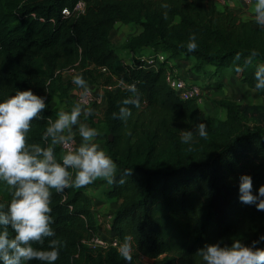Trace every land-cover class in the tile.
I'll use <instances>...</instances> for the list:
<instances>
[{
	"label": "trees",
	"instance_id": "16d2710c",
	"mask_svg": "<svg viewBox=\"0 0 264 264\" xmlns=\"http://www.w3.org/2000/svg\"><path fill=\"white\" fill-rule=\"evenodd\" d=\"M79 1L86 3L83 12L74 11ZM116 22L141 27L127 48L152 47L171 60L193 57L198 70L208 65L214 73L230 70L264 97V89L255 88V72L264 64V26L242 19L231 5L220 8L215 0H0V97L31 88L47 105L32 121L28 142L50 143L44 131L59 112L50 103L69 96L74 79L66 81L63 74L74 70L86 83L105 87L104 135L117 165L116 181L131 171L124 184L114 181L106 191L122 200L109 233L128 243L131 262L117 248L89 249L87 241L99 232L95 203L83 186L52 190V227L62 241L55 264H141L142 256L153 258V264H201L196 252L206 243L230 246L240 239L250 245L264 234V211L240 201L239 177L250 174L254 192L264 185V125L246 119L247 107L264 104L222 98L216 105L226 117L202 118L203 103L178 96L166 81V66L155 71L144 69L140 59L121 63L110 40ZM193 36L197 48L189 51ZM201 121L208 135L182 143L179 131L194 130ZM55 152L60 159V145ZM10 200L8 186L0 203Z\"/></svg>",
	"mask_w": 264,
	"mask_h": 264
},
{
	"label": "clouds",
	"instance_id": "9594fccd",
	"mask_svg": "<svg viewBox=\"0 0 264 264\" xmlns=\"http://www.w3.org/2000/svg\"><path fill=\"white\" fill-rule=\"evenodd\" d=\"M253 11L256 22L264 26V0H255ZM187 47L189 51L197 48L195 36ZM255 77V88L264 89V64L258 65ZM74 83L87 92L82 76H75ZM134 89L135 85H131L130 90ZM46 107L45 97L31 88L0 97V183L9 186L11 191L10 202L0 203V264H25L34 259L55 264L62 241L52 227V190L63 193L66 188H80L98 178L122 185L131 172L123 173L116 181V162L95 142L98 130L85 123L79 125L81 143L71 147L74 141L72 126L79 122L82 114L79 103L70 111H59L55 120L49 119L44 131V138H50L47 146L29 143L27 137L32 121L40 119ZM125 111L121 108V112ZM193 127L194 130L179 131L182 143L189 144L196 137L208 135L203 121ZM56 145L66 148L60 159L55 152ZM72 170H75L74 176ZM239 193L241 202L254 204L257 210L264 211V185L254 192L250 174L239 177ZM45 238H50L47 247L43 246ZM261 243H264V234L250 245L240 239H235L230 246H222L221 242L206 243L197 250L196 256L201 264H264V248L257 246ZM37 244L40 246H35ZM121 252L131 262L127 242L122 245Z\"/></svg>",
	"mask_w": 264,
	"mask_h": 264
},
{
	"label": "crops",
	"instance_id": "0c3cea01",
	"mask_svg": "<svg viewBox=\"0 0 264 264\" xmlns=\"http://www.w3.org/2000/svg\"><path fill=\"white\" fill-rule=\"evenodd\" d=\"M230 5L234 8L235 12L244 20L255 19L253 5L255 0H229ZM141 31V27L132 24V23H123L116 22L113 30L110 34V40L115 48L117 54L120 57L121 63L123 65L132 64L135 60L139 59L142 55H149L157 52V50L152 47H143L141 49H130L125 46L126 42L133 35L138 34ZM125 46V48H122ZM171 63L175 64V66L180 70L182 76L187 77L191 81H199L205 87V84L208 82V79L211 77L213 80H218L220 82V78L223 79L221 83L226 84L228 81L226 78L230 77L227 74L220 75L219 73H214V67L211 65L204 66L202 69L198 70L195 67L196 59L193 57L180 56L178 59H172ZM230 71V70H226ZM232 75V74H231ZM64 80L74 79L75 71L67 70L63 74ZM237 78V77H236ZM238 79V78H237ZM239 80V79H238ZM240 81V80H239ZM238 81V82H239ZM212 82V81H211ZM209 83V82H208ZM207 83V84H208ZM240 83L246 88L247 91L257 92V90L250 88L246 84ZM87 89H90L93 93L99 96L100 104L95 106H87L83 104L79 97L83 93L84 89L74 84L71 87L68 97H55L50 106L52 109L59 111H70L71 108L79 103L82 107V114L79 118V122L76 125L72 126V134L78 141L77 146L82 141V138L79 136V125L80 123H85L90 127H94L98 130V136L95 138V142L98 143L101 148L107 152L106 143H105V124L104 117L107 109V98L105 93V87L98 84H90L86 83ZM208 88V87H207ZM206 89V88H205ZM209 90V88L207 89ZM206 90V92H207ZM209 92V91H208ZM226 95L231 96L230 99L235 100V97L232 96V93H227ZM259 100L249 101L250 105H260L264 104V97L259 95ZM239 103L238 100H235ZM64 153L61 152V156ZM73 176L75 175V170L72 171ZM87 193L93 198L95 203V216L97 219L98 232L100 233H109V230L106 226V215H112L115 210L121 204V199L118 197L110 198L106 195V191L110 187V183L107 178H98L94 182L85 185ZM101 216V221L98 220V217Z\"/></svg>",
	"mask_w": 264,
	"mask_h": 264
},
{
	"label": "built area",
	"instance_id": "2783aa9c",
	"mask_svg": "<svg viewBox=\"0 0 264 264\" xmlns=\"http://www.w3.org/2000/svg\"><path fill=\"white\" fill-rule=\"evenodd\" d=\"M218 7L223 8L219 5L226 6L229 0H215ZM86 3L84 1H79L75 6V12H83L85 9ZM63 12L67 15L70 14L69 9H64ZM142 61V67L148 70H158L161 65L166 66V81L168 85L176 92L178 96L183 99H195L199 104L204 102L206 91L204 87L197 83L196 81H191L184 76H182L180 70L171 63L169 56L162 52L157 51L153 54L142 55L139 58ZM79 100L85 105H92L100 102L98 95L93 93L90 89H87V92L80 95ZM71 147H77L78 141L75 137ZM61 152H65L66 148L60 145ZM101 216L98 217V220L101 221ZM111 219L112 215H106V226L108 230H111ZM87 245L93 253L105 252L111 248H117L118 250L122 249V244L119 239L111 234H101L96 233L88 241Z\"/></svg>",
	"mask_w": 264,
	"mask_h": 264
},
{
	"label": "rangeland",
	"instance_id": "374dc122",
	"mask_svg": "<svg viewBox=\"0 0 264 264\" xmlns=\"http://www.w3.org/2000/svg\"><path fill=\"white\" fill-rule=\"evenodd\" d=\"M227 5H230V1ZM221 7H224L223 5H219ZM122 48H125V46H122ZM230 77L226 78L228 82L226 84L221 83L223 79L220 78V82L218 80H213L211 77L208 79V84H205V91L207 90L204 98V102L201 105V117L206 118L209 115H215L221 119H224L226 117V110L222 107H219L216 105V101L222 98H231V96L226 95L227 93H232V96L235 97V100H238L241 104H249L251 102L249 101H258L259 96L258 92H252L247 91L246 88L240 83V81L236 78L237 75L232 73L231 71H224L223 74H227ZM232 74V75H231ZM220 75H222V72H220ZM212 81V82H211ZM239 81V82H238ZM197 83L201 84V82L196 81ZM202 85V84H201ZM203 86V85H202ZM208 87V88H207ZM209 91V92H208ZM99 103H95L92 105L87 106H95L99 105ZM250 105V104H249ZM247 114L246 119L250 120V122H256L264 125V108L260 106V108H250L247 107ZM8 190V186L6 184L0 183V196H3L6 191ZM100 233V232H99ZM101 234H110V233H101ZM154 259L150 258L148 256H142L141 258V264H153Z\"/></svg>",
	"mask_w": 264,
	"mask_h": 264
},
{
	"label": "water",
	"instance_id": "95a60500",
	"mask_svg": "<svg viewBox=\"0 0 264 264\" xmlns=\"http://www.w3.org/2000/svg\"><path fill=\"white\" fill-rule=\"evenodd\" d=\"M109 139H110V140L113 139V135H112V134L109 135Z\"/></svg>",
	"mask_w": 264,
	"mask_h": 264
}]
</instances>
